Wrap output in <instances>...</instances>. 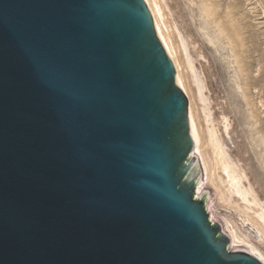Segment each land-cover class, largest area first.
Returning <instances> with one entry per match:
<instances>
[{
	"label": "water",
	"instance_id": "obj_1",
	"mask_svg": "<svg viewBox=\"0 0 264 264\" xmlns=\"http://www.w3.org/2000/svg\"><path fill=\"white\" fill-rule=\"evenodd\" d=\"M0 264H264L146 0H0Z\"/></svg>",
	"mask_w": 264,
	"mask_h": 264
},
{
	"label": "rangeland",
	"instance_id": "obj_2",
	"mask_svg": "<svg viewBox=\"0 0 264 264\" xmlns=\"http://www.w3.org/2000/svg\"><path fill=\"white\" fill-rule=\"evenodd\" d=\"M211 1L216 2L211 7L219 4L220 10H229L231 15L223 13L221 21L232 19L236 27L239 23L244 49L241 54L231 53L227 39L204 11L206 4L202 0H157L163 6L164 32L171 35L168 37L180 72L191 86L190 99L184 90L189 110L192 106L200 135L264 258V225L258 216L264 207V0H208L207 5ZM209 34L215 40H210ZM181 37L187 42L196 71L205 81V101L198 96L190 76ZM247 66H252L255 82L249 80ZM210 128H215L227 157L243 174L242 186L250 189L258 204L243 200L231 189L230 179L217 163L209 140Z\"/></svg>",
	"mask_w": 264,
	"mask_h": 264
},
{
	"label": "bare ground",
	"instance_id": "obj_3",
	"mask_svg": "<svg viewBox=\"0 0 264 264\" xmlns=\"http://www.w3.org/2000/svg\"><path fill=\"white\" fill-rule=\"evenodd\" d=\"M146 1H147L148 5L150 7V10L154 16V20L156 23L158 33H159L162 41L164 42V45H165L167 52H168V55H169L173 65H174L177 82L182 87V89L185 90L186 94L188 95V97L190 99V95H189V92H190L189 90L191 89V86H189L190 83L186 84V82L184 80L186 76L183 77L184 75H182L180 72L181 71L180 67H179L180 65H178L177 60L175 58L174 47H172V43L169 41V37H168L171 35L167 36V34L164 32V29L162 26L165 23V22L163 23V19H164V16L162 13V7L163 6H162V4L160 5V3L157 2V0H146ZM206 1H208V0H202V4H204V3L206 4V5H204L203 9L205 12H207L209 18L211 19V22L215 23L219 33L221 35H223L224 39H227V42L229 44V50L231 51V53H234L235 55L241 54V52L244 49L242 46L243 42L241 39L242 33L239 30V28H237L239 26V23L237 24L238 26L236 27V26H234V22L231 21L232 19L229 21H226V20L221 21L220 17L223 13H226L227 17H229L228 15H231L230 12H228L229 10L228 11L225 9L220 10V8L218 7L219 4H217L218 5L217 7L216 6L211 7L212 4H215L216 2L211 1L212 3L210 5H207L208 3H206ZM235 25H236V23H235ZM166 29H168V27ZM209 37H210V40H215V36L209 34ZM181 46H182V49H183L184 54H185L186 65L191 72L190 76H192L193 82H194V84H196L198 96L201 98L202 101H205V99H204V88L205 89L207 88V87H205L206 84H204L205 81L201 78V76L196 71L192 56L190 55V53L188 51L187 42L182 37H181ZM250 61H253V60H250ZM247 67L249 68V74H248L249 80L252 82H255L257 78L252 75V71H251L252 66H247ZM187 85L190 88L187 87ZM192 108L193 107L190 106L189 113H190V115H191V117H192L198 131H199L198 124H197V121H196V118H195V115L193 112L194 109H192ZM199 133H200V131H199ZM209 140H210L211 144L213 145L214 153H215L217 161H218L217 163H220L222 165V169L226 172L228 179H230V185L232 186L231 189L233 190V192L240 194L242 196L243 200H246L249 202L252 201L253 203L258 204L256 196H253L250 189L242 186L243 174L239 171L237 166H235V164L230 160V158L227 157L228 154L225 151V149L223 148L222 141L220 140L219 136L217 135L215 128H210ZM249 195L253 196L252 200H249V198H248ZM258 216L263 221V225H264V207H262L260 212H258Z\"/></svg>",
	"mask_w": 264,
	"mask_h": 264
}]
</instances>
